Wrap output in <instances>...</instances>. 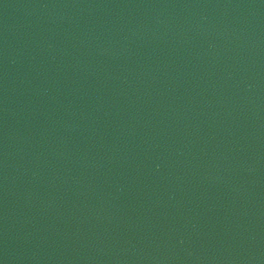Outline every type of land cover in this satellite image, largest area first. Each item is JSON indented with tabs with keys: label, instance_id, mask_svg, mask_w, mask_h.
I'll return each mask as SVG.
<instances>
[{
	"label": "water",
	"instance_id": "water-1",
	"mask_svg": "<svg viewBox=\"0 0 264 264\" xmlns=\"http://www.w3.org/2000/svg\"><path fill=\"white\" fill-rule=\"evenodd\" d=\"M0 264H264V0H0Z\"/></svg>",
	"mask_w": 264,
	"mask_h": 264
}]
</instances>
